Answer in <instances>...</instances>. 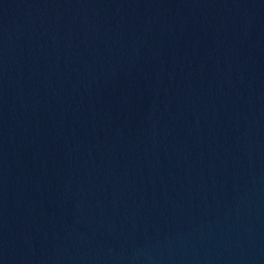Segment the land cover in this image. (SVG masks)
I'll use <instances>...</instances> for the list:
<instances>
[{
	"label": "water",
	"instance_id": "95a60500",
	"mask_svg": "<svg viewBox=\"0 0 264 264\" xmlns=\"http://www.w3.org/2000/svg\"><path fill=\"white\" fill-rule=\"evenodd\" d=\"M0 264H264V0H0Z\"/></svg>",
	"mask_w": 264,
	"mask_h": 264
}]
</instances>
